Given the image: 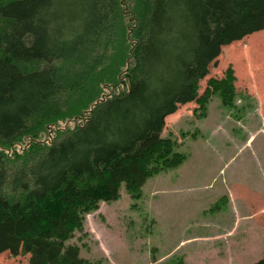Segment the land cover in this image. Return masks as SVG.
Wrapping results in <instances>:
<instances>
[{"label": "trees", "instance_id": "obj_1", "mask_svg": "<svg viewBox=\"0 0 264 264\" xmlns=\"http://www.w3.org/2000/svg\"><path fill=\"white\" fill-rule=\"evenodd\" d=\"M258 30L264 0H0V252L103 264L67 241L123 184L140 197L185 161L166 117L192 101L205 113L215 94L232 107L231 66L201 95L199 81Z\"/></svg>", "mask_w": 264, "mask_h": 264}, {"label": "rangeland", "instance_id": "obj_2", "mask_svg": "<svg viewBox=\"0 0 264 264\" xmlns=\"http://www.w3.org/2000/svg\"><path fill=\"white\" fill-rule=\"evenodd\" d=\"M117 31L113 26L108 37ZM230 66L235 104L226 106L215 94L205 113L192 101L169 114L162 136L175 141L185 161L148 178L140 197L123 184L118 199L101 201L85 216L83 231L67 241L80 247L81 257L103 264H256L264 259V30L222 46L199 81V95L210 78H223ZM29 259L23 252H0V264H30Z\"/></svg>", "mask_w": 264, "mask_h": 264}]
</instances>
